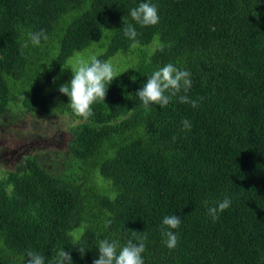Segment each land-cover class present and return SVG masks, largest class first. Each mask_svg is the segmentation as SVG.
Returning <instances> with one entry per match:
<instances>
[{
  "label": "trees",
  "instance_id": "1",
  "mask_svg": "<svg viewBox=\"0 0 264 264\" xmlns=\"http://www.w3.org/2000/svg\"><path fill=\"white\" fill-rule=\"evenodd\" d=\"M141 2L158 24L133 21ZM85 50L121 73L87 120L58 90ZM168 63L190 72L198 107L178 96L143 106L136 92ZM34 111L78 122L53 152L61 172L23 154L0 177V264H25L28 250L55 264L61 249L93 264L99 240L124 245L132 230L147 234L144 264H264V0H0V125ZM226 197L213 220L208 208ZM172 214L175 249L161 233Z\"/></svg>",
  "mask_w": 264,
  "mask_h": 264
},
{
  "label": "clouds",
  "instance_id": "2",
  "mask_svg": "<svg viewBox=\"0 0 264 264\" xmlns=\"http://www.w3.org/2000/svg\"><path fill=\"white\" fill-rule=\"evenodd\" d=\"M130 16L133 21L140 26H154L159 23L158 8L150 2H141L138 7L130 10ZM124 35L138 43L136 40L139 33L133 24L129 23L124 26ZM29 39L33 46H39L41 40H47V35L43 30L31 33ZM28 43L22 47H27ZM72 71L70 83H64L59 86V92L69 98V106L78 117L87 120L94 115L93 105L99 102L105 103L108 86L118 77V73L114 66L108 61H102L96 56H92L90 60H78L75 66H69ZM127 70V69H126ZM191 74L188 70H182L172 63H168L163 67L148 75L147 81L143 87L136 92V95L145 108L152 105H159L160 108L166 107L173 97L179 98L181 103H189L192 107H198V100H191L186 93L192 87ZM55 80V78H54ZM181 92L184 95H179ZM185 130L191 129V123L188 120L182 121ZM173 137V141H175ZM67 149V148H66ZM65 149V151H66ZM231 205L229 198L223 201H217L215 206L208 208L209 215L216 220L219 213L228 209ZM110 224V222H109ZM181 224V218L177 215H166L161 224V233L165 237V244L169 249H175L178 245V234L171 231L178 229ZM131 231L130 238L124 245L119 241H109L104 238L98 241L99 258L93 260V264H144L142 254L145 251L147 234ZM133 241H136L134 243ZM119 249V253L117 250ZM78 251L83 257L86 249L79 246ZM25 264H45L44 255L28 250L26 252ZM55 264H73L72 257L69 252L61 249L56 254Z\"/></svg>",
  "mask_w": 264,
  "mask_h": 264
},
{
  "label": "rangeland",
  "instance_id": "3",
  "mask_svg": "<svg viewBox=\"0 0 264 264\" xmlns=\"http://www.w3.org/2000/svg\"><path fill=\"white\" fill-rule=\"evenodd\" d=\"M91 51L78 52L69 59L66 66V79L60 83H70L72 71L69 66H75L78 60H89ZM120 54V53H119ZM114 66V64H113ZM115 67V66H114ZM34 83V82H33ZM30 92V88L28 90ZM26 96L25 94L22 97ZM23 109V103L21 104ZM78 120L67 114L43 115L37 111L28 112L25 118L10 125H0V177L6 170L14 167V163L27 155L41 154L46 161H53L54 151H64L71 137L70 127ZM12 157H18L12 160ZM21 157V158H20ZM22 158V159H23ZM49 167L56 169L59 173L64 167L55 161L50 162Z\"/></svg>",
  "mask_w": 264,
  "mask_h": 264
},
{
  "label": "flooded vegetation",
  "instance_id": "4",
  "mask_svg": "<svg viewBox=\"0 0 264 264\" xmlns=\"http://www.w3.org/2000/svg\"><path fill=\"white\" fill-rule=\"evenodd\" d=\"M17 158H18V157H15V158L12 157V160H16Z\"/></svg>",
  "mask_w": 264,
  "mask_h": 264
}]
</instances>
